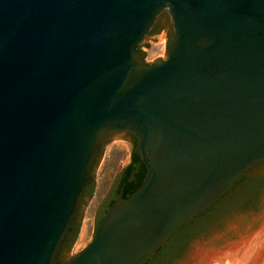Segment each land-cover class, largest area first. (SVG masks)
<instances>
[{
    "label": "water",
    "instance_id": "water-1",
    "mask_svg": "<svg viewBox=\"0 0 264 264\" xmlns=\"http://www.w3.org/2000/svg\"><path fill=\"white\" fill-rule=\"evenodd\" d=\"M162 14L175 33L148 63ZM126 132L144 180L60 262ZM263 166L264 0H0V264H142Z\"/></svg>",
    "mask_w": 264,
    "mask_h": 264
},
{
    "label": "rangeland",
    "instance_id": "rangeland-1",
    "mask_svg": "<svg viewBox=\"0 0 264 264\" xmlns=\"http://www.w3.org/2000/svg\"><path fill=\"white\" fill-rule=\"evenodd\" d=\"M167 21L172 27H167L163 32L156 35L141 53L148 63H154L167 56V51L175 33L171 15L168 16ZM135 149V142L133 144L125 137L108 145L95 179L94 194L92 197L89 196L80 216L79 234L72 246L66 248L60 262H67L70 258L76 256L92 240L98 225V219L95 217L97 205L107 192L115 175L130 162ZM260 172L261 174H259ZM255 176H258L256 181L259 179L264 181V166L256 169L247 181ZM101 182H103V186L100 188ZM239 187L219 207L211 211V213L219 211L223 217L222 221H214L213 225L199 230L195 241L191 245L187 239L181 251L165 264H198L196 254L199 249L211 245L226 249L233 243L249 237L260 229L264 223V183L259 187L250 188L251 191L242 194L237 193ZM226 202L231 203L225 205ZM220 214H217L218 217ZM85 226L87 230L84 236ZM214 263L215 261L208 264Z\"/></svg>",
    "mask_w": 264,
    "mask_h": 264
},
{
    "label": "flooded vegetation",
    "instance_id": "flooded-vegetation-1",
    "mask_svg": "<svg viewBox=\"0 0 264 264\" xmlns=\"http://www.w3.org/2000/svg\"><path fill=\"white\" fill-rule=\"evenodd\" d=\"M167 18H168L167 14H162V16H160V19L157 21L156 26L153 28V31L159 33V32H163L167 27L171 28L172 26L169 25V23L167 21ZM126 134H127V136H132L134 138L135 147H136L137 143H138V138L136 137V135L133 134L132 132H126ZM262 162H260V163H262ZM253 168H251L249 170V172ZM249 172L247 173L248 175H249ZM146 173H147V166H146V164H145V162L143 160V157L135 149L130 162L128 164H126L115 175V177L113 178V181L111 182L107 192H105L102 200L99 201V204L97 205V208L95 210V217L97 219H99V217H101L104 214L106 209H108V207L112 203V201H114L120 195H125L128 191L132 190V188L134 187V185L137 182V180H139V177H140V183H141V181L145 177ZM259 174H261V172ZM257 178H258V176H255L254 178L250 179L246 183L238 185L240 187H239L237 193L242 194V193L248 192L249 190L251 191V189L255 188V186H256V179ZM91 183H92V180H91V182H90V184L88 186H90ZM87 187H86V189H87ZM86 189L84 191V195L82 197L81 203L88 196V194L86 192ZM217 203H219V202L216 201L215 204H217ZM229 203H231V202H226L225 205L226 204L228 205ZM217 214L219 215L220 212L219 211H215V212L211 213L209 211L204 216L196 219V221L192 224V226H191V228L189 230V234H188V241L190 242L189 243L190 245L195 241L196 234H197V232L199 230L205 228L206 226L209 227V226L213 225L214 221H216V222H218L220 220L222 221V219H223L222 215L220 214V216L218 217ZM79 220H80V209H79V211H78V213H77V215H76V217L74 219V222H73V225H72V230L68 233L67 237L69 236V234L70 235L73 234L74 227L77 225ZM71 259L72 258H70L69 260H71Z\"/></svg>",
    "mask_w": 264,
    "mask_h": 264
},
{
    "label": "trees",
    "instance_id": "trees-1",
    "mask_svg": "<svg viewBox=\"0 0 264 264\" xmlns=\"http://www.w3.org/2000/svg\"><path fill=\"white\" fill-rule=\"evenodd\" d=\"M143 55L145 56L146 54L144 53ZM144 178L142 179V181L144 180ZM248 178H249V175L247 173L244 174L229 189V191L218 200V202H222L224 197L227 194L231 193L234 190V188H236L238 185L244 184ZM142 181H141V183H142ZM141 183H140V177H139V180H137V182L135 183L132 190L128 191L125 194V196H129ZM263 183H264V181H261L259 179L256 181V186L259 187ZM94 191H95V179L93 178L92 183L90 186L87 187L86 192H87L88 196L92 197L94 194ZM114 201H112V203L109 205V207L113 204ZM83 203H84V201H83ZM215 203H213L210 206H208L207 208H205L198 216H195V218H192V219L186 221L183 225H181L174 232V234L171 236V238L166 242V244L162 248H160L158 250V252L152 258L148 259L147 261H145L142 264H165V262L169 261L170 259L173 258V256L178 254L188 239L189 230H190L192 224L196 221L197 218H200V217L204 216L207 212L211 211L213 209V207L216 205ZM109 207H108V209H109ZM108 209H106L104 214L101 217H99L98 224ZM79 230H80V220L78 221L77 225L74 227L73 234H71V235L69 234V236L65 239L63 246H62V250L66 249V248H70L72 246V244L75 242V240L77 238V235L79 234Z\"/></svg>",
    "mask_w": 264,
    "mask_h": 264
},
{
    "label": "bare ground",
    "instance_id": "bare-ground-1",
    "mask_svg": "<svg viewBox=\"0 0 264 264\" xmlns=\"http://www.w3.org/2000/svg\"><path fill=\"white\" fill-rule=\"evenodd\" d=\"M101 186L103 182L100 183V188ZM196 258L198 264H208L213 261H215L214 264H264V223L254 234L233 243L226 249L211 251L204 248L199 249Z\"/></svg>",
    "mask_w": 264,
    "mask_h": 264
}]
</instances>
